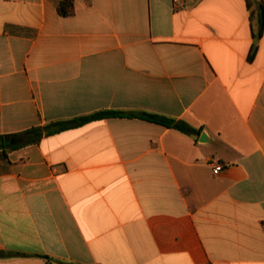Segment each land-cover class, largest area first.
Wrapping results in <instances>:
<instances>
[{
    "label": "crops",
    "instance_id": "1",
    "mask_svg": "<svg viewBox=\"0 0 264 264\" xmlns=\"http://www.w3.org/2000/svg\"><path fill=\"white\" fill-rule=\"evenodd\" d=\"M60 1L0 0V135L104 110L199 133L113 117L0 148V264H264V29L246 0H74L69 17Z\"/></svg>",
    "mask_w": 264,
    "mask_h": 264
},
{
    "label": "trees",
    "instance_id": "2",
    "mask_svg": "<svg viewBox=\"0 0 264 264\" xmlns=\"http://www.w3.org/2000/svg\"><path fill=\"white\" fill-rule=\"evenodd\" d=\"M246 4L248 9L251 10L252 18L256 16L258 19V36H260L264 29V2L263 0H246ZM57 9L58 13L63 17L72 16L74 14V0H61ZM253 56L254 53L250 55V59L253 58ZM113 117H138L167 127L175 128L188 135H197L199 133L198 130H195L185 122H177L161 115L148 113L133 114L121 111L104 110L69 120L53 121L46 125L34 126L21 134L0 135V148L6 151L7 149L15 150L27 145L39 144L44 137L79 128L94 121ZM16 138H21L22 142L13 143V140ZM8 257H11V254L0 252V258ZM45 258L49 261L48 257L45 256Z\"/></svg>",
    "mask_w": 264,
    "mask_h": 264
},
{
    "label": "built area",
    "instance_id": "3",
    "mask_svg": "<svg viewBox=\"0 0 264 264\" xmlns=\"http://www.w3.org/2000/svg\"><path fill=\"white\" fill-rule=\"evenodd\" d=\"M179 0H175V2H178ZM223 167L221 165H216L214 168V172L215 173H220L221 171H223Z\"/></svg>",
    "mask_w": 264,
    "mask_h": 264
},
{
    "label": "water",
    "instance_id": "4",
    "mask_svg": "<svg viewBox=\"0 0 264 264\" xmlns=\"http://www.w3.org/2000/svg\"><path fill=\"white\" fill-rule=\"evenodd\" d=\"M15 142H20L21 140L20 139H17V140H14Z\"/></svg>",
    "mask_w": 264,
    "mask_h": 264
}]
</instances>
